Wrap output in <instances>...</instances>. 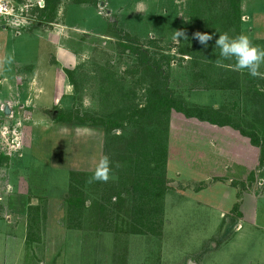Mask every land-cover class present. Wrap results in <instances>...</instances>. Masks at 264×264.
<instances>
[{
	"label": "rangeland",
	"instance_id": "374dc122",
	"mask_svg": "<svg viewBox=\"0 0 264 264\" xmlns=\"http://www.w3.org/2000/svg\"><path fill=\"white\" fill-rule=\"evenodd\" d=\"M239 1L240 34L264 47V0ZM0 3L9 11L0 17V264H264V160L232 128L170 114L166 191L151 227L159 235L130 232L131 225L140 229L130 199L111 208L104 227L94 208L106 183L119 184L115 143L131 142L140 130L109 131L85 117L107 121L122 99L143 105L147 63L190 106L254 121L243 76L222 88L227 71L236 70L215 49L223 29L208 15L219 14L215 3L59 0L49 23L37 11L45 0ZM180 30L186 39L178 42ZM197 32L213 35L207 48ZM58 111L79 119L59 121ZM105 154L110 178L98 182L93 174ZM70 172L87 177L80 216L66 203Z\"/></svg>",
	"mask_w": 264,
	"mask_h": 264
},
{
	"label": "trees",
	"instance_id": "16d2710c",
	"mask_svg": "<svg viewBox=\"0 0 264 264\" xmlns=\"http://www.w3.org/2000/svg\"><path fill=\"white\" fill-rule=\"evenodd\" d=\"M58 1L45 0L44 7L38 8L40 22L49 23L55 14ZM75 1L78 4L94 2V0ZM209 1L213 4L215 3L214 6L217 7V10L219 9V14L217 15L214 14L212 16L210 14L212 11L207 13L215 21H222L221 27L223 29H221V33L228 32L231 35L232 30L233 36L239 35L240 1ZM129 48L133 50L131 46ZM136 51L139 52L138 49ZM146 69L151 74V83L142 99L143 105L130 106L125 99H122L119 103L121 106L115 109L107 121L88 115L85 119L94 124L101 122V124L109 128V131L115 129L124 130L125 127H136L140 130L131 142H125V145L115 143L116 157L112 155L111 158L115 160L114 167L119 172L117 176L119 186L114 184V187L113 185L110 187L106 183L103 187L100 192V199L95 203L94 207L97 211L98 220L102 222L103 227L106 223H110L107 220L110 219V213L113 212L111 208L118 209L119 204H122L121 202L127 198L130 199L132 204L130 207L132 217H134L135 223L140 228L137 229V227L131 225L130 232L134 234L150 232L154 235H159L160 231L156 232L151 227L154 226L155 221H159L157 210H159L160 204L158 203L166 191L164 179L168 157L166 133L170 114L175 112L187 119H196L222 128H232L242 136L248 137L251 144L260 149L261 159L264 160V79L253 78L246 71L244 73L235 71L234 73L229 71L231 69H227V72L231 73L232 76L228 77L222 88L237 86L243 76L239 85H244L246 94L251 95V100L255 103L256 113L254 121L245 123V120L234 117L224 109L190 106L185 100L173 95L157 64L147 63ZM66 74L68 78H73V74L70 71H66ZM257 79L259 86L255 82ZM55 116L57 120L63 122H70L75 118L79 119L78 114L72 116L70 112L65 111H58ZM113 139H116V137ZM110 148V145L107 144L106 151L111 155ZM112 165L113 163H111V167ZM86 178L85 174L69 173L66 203L70 215L80 216L84 212L87 199L85 193ZM113 200L115 201L113 202ZM103 227L101 231L105 232Z\"/></svg>",
	"mask_w": 264,
	"mask_h": 264
},
{
	"label": "clouds",
	"instance_id": "9594fccd",
	"mask_svg": "<svg viewBox=\"0 0 264 264\" xmlns=\"http://www.w3.org/2000/svg\"><path fill=\"white\" fill-rule=\"evenodd\" d=\"M178 38H185L184 31H174L173 39L179 42ZM199 44L205 48L208 42L213 40V35L197 32L194 34ZM215 49H219V55L223 60L234 61L230 66L236 71H246L253 78L264 79V47L254 45L246 34L230 35L223 32L215 39ZM221 63V61H217ZM111 160L108 155H102L96 163L93 180L107 182L110 178Z\"/></svg>",
	"mask_w": 264,
	"mask_h": 264
},
{
	"label": "built area",
	"instance_id": "2783aa9c",
	"mask_svg": "<svg viewBox=\"0 0 264 264\" xmlns=\"http://www.w3.org/2000/svg\"><path fill=\"white\" fill-rule=\"evenodd\" d=\"M42 8H43V7H42ZM8 14H9V11L7 10V5L4 4V3H0V17H1L2 15L8 16ZM3 108H4V107H3ZM13 141H15V140L13 139Z\"/></svg>",
	"mask_w": 264,
	"mask_h": 264
},
{
	"label": "water",
	"instance_id": "95a60500",
	"mask_svg": "<svg viewBox=\"0 0 264 264\" xmlns=\"http://www.w3.org/2000/svg\"><path fill=\"white\" fill-rule=\"evenodd\" d=\"M4 114H8V109H7V107H5V109H4Z\"/></svg>",
	"mask_w": 264,
	"mask_h": 264
}]
</instances>
